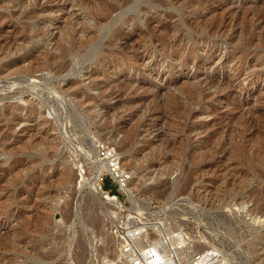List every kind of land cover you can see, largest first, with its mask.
<instances>
[{
    "label": "rangeland",
    "instance_id": "1",
    "mask_svg": "<svg viewBox=\"0 0 264 264\" xmlns=\"http://www.w3.org/2000/svg\"><path fill=\"white\" fill-rule=\"evenodd\" d=\"M134 1L0 0V264H123L156 222L264 264V0Z\"/></svg>",
    "mask_w": 264,
    "mask_h": 264
},
{
    "label": "built area",
    "instance_id": "2",
    "mask_svg": "<svg viewBox=\"0 0 264 264\" xmlns=\"http://www.w3.org/2000/svg\"><path fill=\"white\" fill-rule=\"evenodd\" d=\"M100 151L102 158L109 159L110 169V172L104 173L99 178L100 192L108 194L101 186L105 176H110L123 191L130 176L123 174L119 159L114 155L111 156L112 153L107 148L100 146ZM151 228L158 230L159 242L147 243L142 240L143 236H149ZM118 234L119 245L124 253L132 256L129 259L124 258L123 264H220L223 259L221 251L216 247L194 252L193 247L190 246L192 242L189 235L184 229L164 223H135L129 228H120Z\"/></svg>",
    "mask_w": 264,
    "mask_h": 264
},
{
    "label": "bare ground",
    "instance_id": "3",
    "mask_svg": "<svg viewBox=\"0 0 264 264\" xmlns=\"http://www.w3.org/2000/svg\"><path fill=\"white\" fill-rule=\"evenodd\" d=\"M140 1V0H139ZM138 2V1H137ZM133 3V2H132ZM136 3V0L134 1V4ZM93 49V48H92ZM30 110V109H29ZM31 111H35V109H31ZM127 148V147H126ZM127 150V149H126ZM120 169H121V171L123 172V174H128V172L127 171H124L123 169H122V167H120ZM106 172H110V169H109V166H104V164H103V166H101L100 168H98V170H97V174H96V176H94V178H93V180L92 181H90L91 182V186H92V189L94 190V191H96V192H100V186H99V183H98V180H99V178H100V176L101 175H103L104 173H106ZM65 175H68V173H66ZM131 183H132V181H131V179L129 178V181H128V183H127V185H126V187L123 189V191L126 193V195H127V197L129 198V200L131 201V202H133V203H135L136 202V196L134 195V193H133V189H131ZM89 185V184H88ZM104 194V196H105V198H104V200L102 201V202H108V203H110V204H112V205H116V206H120V202L117 200V199H115V198H110L109 196H107L106 195V193H103ZM156 216V215H155ZM153 230L152 231H154V228H152ZM142 240L144 241H146L147 243H152V241H154V243H156V242H159V240H160V238L158 239V237H156V236H154V237H150V236H143L142 237ZM191 247H192V245H191ZM213 247V246H212ZM122 251V250H121ZM123 253H124V251H122ZM121 252V253H122ZM122 253V254H123ZM122 254H121V256H122ZM124 255V254H123ZM132 257V256H131ZM130 257V258H131ZM125 258V257H124Z\"/></svg>",
    "mask_w": 264,
    "mask_h": 264
},
{
    "label": "water",
    "instance_id": "4",
    "mask_svg": "<svg viewBox=\"0 0 264 264\" xmlns=\"http://www.w3.org/2000/svg\"><path fill=\"white\" fill-rule=\"evenodd\" d=\"M85 58L87 59V60H89L90 58H91V56H85ZM95 194H96V197L100 200V201H103L104 200V198H105V196H104V194L102 193V192H96L95 191Z\"/></svg>",
    "mask_w": 264,
    "mask_h": 264
},
{
    "label": "trees",
    "instance_id": "5",
    "mask_svg": "<svg viewBox=\"0 0 264 264\" xmlns=\"http://www.w3.org/2000/svg\"><path fill=\"white\" fill-rule=\"evenodd\" d=\"M108 184V182H106L104 185H103V189L105 190V191H109L110 189H109V186L107 185ZM113 195H115V193H113Z\"/></svg>",
    "mask_w": 264,
    "mask_h": 264
}]
</instances>
